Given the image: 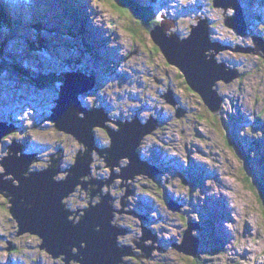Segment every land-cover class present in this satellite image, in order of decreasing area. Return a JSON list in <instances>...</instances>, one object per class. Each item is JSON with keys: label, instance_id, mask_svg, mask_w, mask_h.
I'll use <instances>...</instances> for the list:
<instances>
[{"label": "rangeland", "instance_id": "obj_1", "mask_svg": "<svg viewBox=\"0 0 264 264\" xmlns=\"http://www.w3.org/2000/svg\"><path fill=\"white\" fill-rule=\"evenodd\" d=\"M3 1L16 5L12 8L23 19L35 15L42 30L25 22L18 29L14 24L0 25V50L8 59L0 60V123L14 127L0 141V172H6L3 157L9 155L15 140L23 145L17 154L40 158L31 163L30 171L48 167L47 159L58 151L60 171L76 162L82 146L73 135L57 129L50 117L55 108L63 110L57 99L64 74L81 71L96 82L75 100L80 115H84L80 107L99 108L107 121L112 118L107 122L110 127L118 125L115 120L119 117L137 115L141 123L151 117L157 124L152 134L143 137L141 146L150 171L143 167L145 175H135L140 178L138 186H132L133 179L126 182L127 190L131 185L130 194L136 188L135 194L129 195L125 187L111 189L118 195L116 219L122 209H132L138 216L120 214L124 216L122 225L113 220L119 231L118 246H131L133 251L121 264H264V51L259 42L262 50L256 48L255 38H264V0H239L246 22L237 27L226 24L237 14L229 5L231 0L219 7L214 0H130L152 7L158 24L171 25L169 38L174 32L180 38L188 37L192 26L209 29L208 35L220 48L217 61L233 72L226 74L232 76L231 82L221 79L214 86L223 98L217 113L190 87L181 70L167 62L151 31L122 0H79V4L74 0ZM244 26L245 34L240 33ZM40 44L45 50L35 51L33 46L42 47ZM20 68L60 81L37 87ZM236 70L239 75L235 77ZM84 80L85 86L79 83L84 87L91 83ZM167 93L176 104L164 97ZM227 127L233 129L232 135ZM95 129L100 145L110 143L105 129ZM103 157L97 154L92 161L90 177L109 172ZM13 178L12 174L4 176L7 186L12 182L19 186V180ZM86 188L76 190L91 191ZM73 192L65 199L67 203L71 198L68 209L89 205ZM125 196L128 205H122ZM89 200H94L90 194ZM169 202L180 205V210ZM10 206L0 193V264H81L54 257L41 247L38 235L19 233ZM190 222L197 226L196 256L184 251L182 244ZM142 234L147 235L145 240H141ZM135 240L151 249L152 256L140 257L145 253L140 246L134 247ZM154 242L160 245L156 251Z\"/></svg>", "mask_w": 264, "mask_h": 264}, {"label": "water", "instance_id": "obj_2", "mask_svg": "<svg viewBox=\"0 0 264 264\" xmlns=\"http://www.w3.org/2000/svg\"><path fill=\"white\" fill-rule=\"evenodd\" d=\"M214 4L217 7L227 5L225 0H214ZM229 5L235 8L237 14L229 17L226 24L232 27H237L239 23L244 24L246 21L243 17L244 10L240 1L231 0ZM201 25L204 24L201 23ZM206 25H208L207 21ZM245 26L243 32L239 30L240 33H246ZM171 27V25L163 24L162 21L151 30V37L165 55L167 62L181 70L190 87L200 93L206 105L214 113H217L221 108L223 98L214 86L221 79L230 81L232 76L228 78L226 74L233 72L228 71L225 63L217 61L215 55L220 51V48H217L216 43L208 35L209 29L207 32L205 27L193 26L188 37L180 38L174 32L169 38L167 32ZM204 28L205 30L202 31ZM255 38L258 40L256 48L262 50L258 46L260 43L264 51V38L261 35ZM252 49L244 48L247 52L254 51ZM213 50L217 52H212ZM237 75L239 74L236 70L235 77ZM94 78L87 77L81 71H67L64 74V84L59 92L60 97L57 99L63 110L58 109V107L55 108L50 117L57 129L73 134L87 146V150L78 152L76 162L68 169L67 178H56L61 169L60 151L58 156L55 154L57 157L51 158L48 167L39 171H30V165L36 159L35 155L17 154L23 145L15 140L10 145V154L6 155V160L3 159V161L6 165V172L9 175L12 174L13 179L19 180L20 184L17 186L12 182V185L7 186L9 182L4 179L5 174L0 172V184L5 183L4 187L1 185L0 193L4 194L11 204L10 212L18 222L19 233L30 232L38 235L42 240L41 247L53 254L54 257L64 256L67 262L74 259L81 264H121L124 261L123 257L133 254V251L131 246H123L122 248L118 246L119 231L113 223L115 217L111 203L114 202V197L111 193H102L99 202L85 207L77 222L76 219L70 218L73 211L68 209L65 202V199L79 185L82 187L89 185L90 181L86 177L90 175L91 171L90 149L95 142L94 129L97 126L107 127L108 116H105L103 109L91 110V108L80 107V111L82 110L84 113L81 116L74 105L75 98L82 92L93 88V81L96 82ZM84 79L91 82L86 87H84ZM64 113L66 116H63ZM145 124L141 125L138 120H134L131 125L121 127L118 130L107 127L113 140L112 147L106 157L107 163L113 170V175L107 181L108 185L117 177L128 180L134 178L136 174L145 173L142 168L148 166L137 153L135 147L138 149L143 137L152 133L156 127V121H149ZM13 130L12 126L0 123V141ZM14 143L17 148H15ZM125 157H129L130 161L127 165L121 166L120 174H116L115 167L120 166V161ZM20 158L22 162L17 160ZM10 160H13V163ZM9 162L11 163L10 166L7 165ZM90 183H97L98 186L103 185V182L99 180H93ZM98 192H102L101 189L97 188L94 192L95 195H98ZM128 192L130 195V191ZM169 203L175 210H180V205L173 202ZM195 224L190 222L183 236L184 241L189 245L185 251L191 254H194L191 250V243L195 241L194 230L197 228ZM145 232L148 234L149 230H145ZM137 245L140 248L144 246L143 243ZM146 251L148 250L146 249ZM145 255L149 256V253L145 252Z\"/></svg>", "mask_w": 264, "mask_h": 264}, {"label": "flooded vegetation", "instance_id": "obj_3", "mask_svg": "<svg viewBox=\"0 0 264 264\" xmlns=\"http://www.w3.org/2000/svg\"><path fill=\"white\" fill-rule=\"evenodd\" d=\"M139 117L140 116H135L134 118L133 117H119L118 119V121L120 122L116 127H109V126H107V127H109V129L111 128V129H113V130H118V129H120L121 127H125V126H127V125H131L132 123H133V121L134 120H138V122H139ZM156 119V118H155ZM151 120H153V119H151V117H149L146 121L147 122H149V121H151ZM157 125V124H156ZM106 129H108V128H106ZM96 130V129H95ZM94 134H95V142H94V145H93V147L90 149V153H91V158H92V161L95 159V157L97 156V154H100V153H103L104 154V156H105V160H106V157L108 156V152H109V149L112 147V144H113V140H112V137H111V135H110V139H111V141H110V143L108 142L107 143V145L106 144H102L101 143V145L99 144L100 143V137L96 134V132H94ZM101 141H103V140H101ZM103 142H105L106 143V141H103ZM143 142V141H142ZM142 142H141V144L139 145V147H138V149H139V151H140V156H141V158L143 159V161H145L144 160V157H143V151H144V148H142L141 146H142ZM96 145V146H95ZM82 151V150H81ZM85 151V150H84ZM95 155V156H94ZM100 157V156H99ZM50 160V159H49ZM49 160L47 159V162H49ZM125 160H126V162H125ZM122 161V162H121ZM120 161V166H119V168L121 169V166H124V165H127V163L130 161V159H129V157L127 158H125V159H122ZM107 162V161H106ZM108 164V163H107ZM92 165H93V162H91V164H90V168H91V170H92ZM109 166V165H108ZM60 167L62 168V166H61V164H60ZM117 167V166H116ZM115 167V173L116 174H120L121 172H119V170H117V168ZM99 168H101V166H98L97 167V170L99 169ZM66 169H68V168H66ZM65 169V170H66ZM109 172L107 171L106 172V174H105V172H103V173H98V174H92L91 175V177H90V175L89 176H87L86 177V179L88 180L89 179V181H93V180H99V181H102L103 182V185H101V186H98V184L97 183H93V184H89V187L91 188L92 186V189H91V191H87V192H85V191H81V190H76L75 192H74V194H76V192L78 193V195L79 196H81V202L83 203L84 202V199L86 200L85 202L86 203H88V204H96L97 202H99L100 200L99 199H101V195H102V193H105V194H107V193H111V195L114 197V205H113V208H114V213H115V215H114V217L116 216V210H117V208L118 207H116V203H115V201H117V198H118V195H116V194H114L113 192H112V190L111 189H117L116 187L118 186V187H120L121 188V190H123V187H125V192H127L128 190L130 191V187L128 188V190H127V187H128V184L126 183V182H128L126 179H124V178H122V177H117V178H115L113 181H112V183L110 184V185H108L107 184V181H108V179L109 178H111V176L113 175V170L111 169V167L109 166ZM64 171V169H62V172L59 174V175H61V177H64L65 175H66V173H64L63 172ZM91 172V171H90ZM112 174V175H111ZM67 176V175H66ZM110 176V177H109ZM137 177V176H136ZM136 177L133 179L134 180V183H132V186H133V184H134V187H135V184H137V186H138V181H139V177H137L138 179H136ZM149 177V176H148ZM57 179H61V178H58V177H56ZM153 178V177H152ZM105 179V180H104ZM123 180V181H122ZM129 180V179H128ZM138 180V181H137ZM81 186V185H80ZM80 186H78V187H80ZM114 186V187H113ZM131 186V185H130ZM77 187V188H78ZM88 187V188H89ZM76 188V189H77ZM89 188V189H90ZM97 188H99V189H101V191L102 192H98V195H95V191H96V189ZM119 188V189H120ZM127 190V191H126ZM135 190H136V188L134 189V191L132 190L131 191V194L130 195H133V194H135ZM85 193V195H83ZM89 194L92 196V197H94V200L93 201H90L89 200ZM84 197V198H83ZM123 199V202H122V205L124 204V205H128V204H130V202H128L127 201V197L125 196V197H123L122 198ZM99 200V201H98ZM67 205H69V207L72 205V202H71V198H70V200H69V202H67ZM89 206V205H88ZM87 207V206H86ZM85 207H83V206H80V207H78V208H75L74 210L72 209V211H73V213L72 214H74L75 215V219L76 220H78L79 218H80V216H77L78 214L79 215H81L83 212H81L83 209H84ZM70 209V208H69ZM77 210H79V213H77L76 211ZM126 211H132V209H129V210H126V209H123V212L122 213H120V214H123V213H127ZM118 215L117 214V217H118V219H116V217L114 218V220L119 224V225H122L121 223H123L124 221V216L123 217H120V216H122V215ZM130 214V213H129ZM124 215V214H123ZM135 215V214H134ZM136 216V215H135ZM137 225H140L139 223L137 224ZM127 228V227H126ZM125 228V229H126ZM128 229H130V228H128ZM140 235V234H139ZM137 240V239H136ZM135 240V241H136ZM136 243L138 244V241H136ZM135 248H136V246H135ZM140 258V257H139ZM75 261V260H74ZM55 263L56 264H58V262L57 261H55ZM55 263H53V264H55Z\"/></svg>", "mask_w": 264, "mask_h": 264}, {"label": "bare ground", "instance_id": "obj_4", "mask_svg": "<svg viewBox=\"0 0 264 264\" xmlns=\"http://www.w3.org/2000/svg\"><path fill=\"white\" fill-rule=\"evenodd\" d=\"M76 1H78V2H80L79 0H76ZM2 3V2H1ZM2 7L0 8V13L1 14H3L2 15V17H3V20H6V22H8V24H14L13 26L15 27V28H19L20 27V25H22V24H24V22L26 23V25H28L29 27L30 26H34L36 23H37V21H38V19H37V17L35 16V15H32L31 17H29V18H27V19H23V17L21 16V15H18V13L14 10V8H12V7H17L16 5H14V4H8V3H5V2H3L2 3ZM31 21H32V23H31ZM193 27V26H192ZM36 29V28H35ZM176 30V29H175ZM38 31V30H37ZM87 33V32H86ZM119 46V45H118ZM222 51V50H221ZM220 53V51L219 52H217V54H219ZM226 64V63H225ZM231 82V81H230ZM87 92V91H86ZM82 93H85V92H82ZM81 93V94H82ZM80 94V95H81ZM79 95V96H80ZM164 97H167V100L168 99H173V95L172 94H170V93H167L166 94V96H164ZM76 99V98H75ZM202 100H203V98H202ZM173 101V103L174 104H176L177 103V100L176 99H173L172 100ZM204 101V100H203ZM85 108V107H84ZM79 109V108H78ZM77 109V110H78ZM86 109H88V108H86ZM95 109V108H94ZM99 109V108H98ZM91 110H93V109H91ZM82 116V115H81ZM105 116H107L106 114H105ZM114 117V116H113ZM151 119H154V118H151ZM112 120V118L110 117L109 118V120L108 121H111ZM107 120H106V126H109V125H107V122H108ZM159 121V120H158ZM160 122V121H159ZM115 123L116 124H119L120 122L118 121V120H115ZM139 123L141 124V125H146V124H144V122H142L141 123V119L139 118ZM145 123H147V122H145ZM110 127V126H109ZM14 128V127H13ZM97 128H103V129H105L107 132H108V134L109 135H111L110 134V132H109V130L108 129H106L107 127H102V126H97ZM62 131V130H61ZM153 133V132H152ZM151 133V134H152ZM69 134V133H68ZM71 135H73V134H71ZM74 136V135H73ZM74 138L76 139V140H78V142H79V144L82 146V148L79 150V151H84V150H87V146L85 145V143H83V142H81L79 139H77L76 138V136H74ZM96 146V145H95ZM135 150L137 151V153L138 154H140V151H138V149H137V147H135ZM59 152V151H58ZM58 152H56V154H58ZM8 154H10V146H9V151H8ZM102 155L104 156V154L102 153ZM101 154H99V156L100 157H103ZM51 156V158L52 159H54L55 157H57L55 154H51L50 155ZM60 157H61V153H60ZM3 158H5L4 160H6V156L4 155V157ZM16 158H17V156H16ZM104 158V157H103ZM126 158V157H125ZM128 158V157H127ZM12 159H14V157L12 156ZM40 158H36L35 159V161L37 162L38 160H39ZM105 159V158H104ZM130 159V158H129ZM19 162H22V161H20L21 159H17ZM11 161V163H13V160H10ZM106 161V160H105ZM11 163L9 162L7 165L8 166H10L11 165ZM50 163H51V159L49 160V165H50ZM109 164H107V166H108ZM109 167V166H108ZM5 168H6V165H5ZM146 170L147 171H150V168L149 167H146ZM69 170L68 169H66V170H64L63 172L64 173H67ZM62 172V170L60 171V173ZM59 173V174H60ZM7 174H9V173H7V172H5V175H7ZM144 175H145V173H143ZM112 175V174H111ZM138 175H141V174H138ZM68 176V175H67ZM67 176H66V178H67ZM150 176V175H149ZM135 178V177H134ZM134 178H129V179H134ZM105 180V179H104ZM127 181H129V180H127ZM20 182V181H19ZM91 182V181H90ZM89 182V184H91ZM197 186V185H196ZM93 187V186H92ZM92 187L90 188V189H92ZM84 188H86V185H85V187ZM87 188H88V186H87ZM86 188V189H87ZM76 191V190H75ZM74 191V192H75ZM88 191V190H87ZM127 191V190H126ZM73 192V193H74ZM84 210V209H83ZM137 210V209H136ZM77 213L79 212V210H77L76 211ZM123 212V209L122 210H119V213H122ZM127 213H130L131 215H133V213H131V212H133V211H126ZM133 216H135V215H133ZM137 216V215H136ZM138 217V216H137ZM140 219V218H139ZM141 220V219H140ZM146 237H147V235H145V236H143V234L140 236V238H141V240L143 239V240H145L146 239ZM194 239H195V241H193V243H191V250H192V252L195 254V255H197V251H198V249H199V239H198V237L194 234ZM138 243L141 245V242L140 241H138ZM153 243V242H152ZM162 244V243H161ZM183 245H184V248H186L187 246H189V245H187V243L183 240V243H182ZM134 246V245H133ZM135 246L136 247H139V245H137V243H135ZM134 246V247H135ZM153 246H154V249H155V251H156V249L158 248L159 249V247L158 246H160V245H156V243L154 242V244H153ZM145 248V249H144ZM146 249L148 250V253H149V256H147V255H145V254H142L140 257H147V258H149L150 256H152V250L150 249H148L147 247H143L142 246V250H144V251H146ZM143 251V253H145ZM185 251V250H184ZM188 254H190V255H192V256H195L194 254H191V253H188ZM61 257V256H60ZM58 258V257H57Z\"/></svg>", "mask_w": 264, "mask_h": 264}, {"label": "trees", "instance_id": "obj_5", "mask_svg": "<svg viewBox=\"0 0 264 264\" xmlns=\"http://www.w3.org/2000/svg\"><path fill=\"white\" fill-rule=\"evenodd\" d=\"M123 1V3L128 7V9L131 11V12H134L133 14L139 19V21H142L143 23H145V25H146V27H147V29L149 30V32L152 30V28L155 26V25H157L158 24V20L156 19V16H154L155 14H153V11H152V7H141V6H139V5H137V4H134V3H132V1H130V0H128V1H126V0H122ZM121 12H123V10L121 11ZM151 18H152V20L153 21H151ZM138 21V20H137ZM0 25L1 26H3V25H8V22H6L5 20H3V17H2V15L0 14ZM42 23L41 22H39V20L37 21V23H36V27H37V30L38 31H41L42 30ZM133 31L135 30L136 31V29L135 28H131ZM42 42V41H41ZM44 43V42H43ZM43 43H42V45H43ZM4 44V43H3ZM41 45V44H40ZM41 45V46H42ZM33 49L35 50V51H37V50H45V48H43V46L42 47H39V46H33ZM0 60L4 63V61H7L8 59H7V57L6 56H4V54H2V52H1V50H0ZM19 72H21V73H24V74H26V76L28 77V79L31 81V82H34V83H36V84H38V85H36V84H34V85H36L37 87H41L42 88V86H50L51 84H58V82L60 81V78L59 77H56V79L54 78V79H52L50 76H48V77H45V76H42V74H41V76H40V74H34L33 72L32 73H30L29 71H27V70H25V69H23V68H20L19 70H18ZM184 76V75H183ZM33 85V86H34ZM228 128V132L230 133V135H232L231 134V131L233 130V129H231V128H229V127H227ZM229 138V137H228ZM15 140V139H14ZM230 140L232 141V142H234V140H232V137L230 138ZM230 141V142H231ZM234 144V143H233ZM248 178H250V177H248ZM248 178H247V180H248ZM250 180H251V178H250ZM196 256V255H195Z\"/></svg>", "mask_w": 264, "mask_h": 264}]
</instances>
